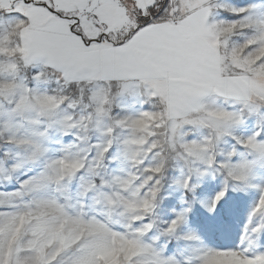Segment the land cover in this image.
<instances>
[{"label": "snow or ice", "instance_id": "obj_1", "mask_svg": "<svg viewBox=\"0 0 264 264\" xmlns=\"http://www.w3.org/2000/svg\"><path fill=\"white\" fill-rule=\"evenodd\" d=\"M0 264H264V0H0Z\"/></svg>", "mask_w": 264, "mask_h": 264}]
</instances>
